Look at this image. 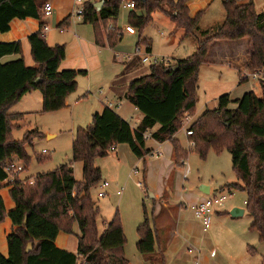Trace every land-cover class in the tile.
Listing matches in <instances>:
<instances>
[{
  "label": "trees",
  "instance_id": "obj_1",
  "mask_svg": "<svg viewBox=\"0 0 264 264\" xmlns=\"http://www.w3.org/2000/svg\"><path fill=\"white\" fill-rule=\"evenodd\" d=\"M98 11L94 4L83 6L82 22L94 28L96 43H100L99 24H110V47H114L123 36L114 23L119 17L122 4L127 0H103ZM136 10L147 15L131 13V26L142 31L155 12H161L185 38L195 36L200 28L201 14L190 16L187 3L190 0H131ZM45 0H0V33H8L14 20L44 19ZM246 2V3H244ZM244 3V4H243ZM226 20L218 28L207 30L197 38L196 52L187 59L175 63L150 65L147 75L131 81L125 94L136 109L143 114V120L136 130L110 108L93 116L88 128L79 127L73 141L72 163L84 164V181L78 182L73 166L65 165L54 172L42 174L30 180H21L18 175L9 181L6 168L15 158L30 161L26 146L31 145L27 135L22 141L12 138L14 122L23 120V114H10V110L21 99L33 91L43 96L42 113L58 112L66 107V99L78 89V78L86 71L61 70L67 57L65 45L50 47L43 32L28 38L35 66H26L21 42L0 43V192L10 188V197L15 204L7 211L0 194V224L10 219L13 231L7 238L8 257L0 251V264H128L125 256L127 238L119 213H116L103 235L97 225L99 209L91 196V190L100 183L101 172L94 167L96 157H106L119 145H128L139 160L151 155L144 138L148 131L159 129L152 138L158 143L169 142L173 147L176 164L187 160L188 152L176 137L181 129V118L188 112L195 115L200 67L206 63L207 55L216 42L249 40L250 66L254 71L264 72V16L256 12L255 5L247 0H225L223 3ZM134 11V10H133ZM71 16L58 28L69 27ZM114 23V25H112ZM117 37V41L114 36ZM147 54L152 53L150 39L139 42ZM8 56H20L8 63L1 60ZM136 66H139L134 61ZM178 67L176 72L173 68ZM125 76V75H124ZM241 83L242 76L240 73ZM40 79L39 83H36ZM248 81V80H246ZM260 95L254 91L240 100L231 101L230 95L218 100L215 110H207L193 123L191 130L193 152L206 160L209 151L220 155L227 151L232 156L233 170L239 183L230 185L247 194L246 212L254 222L249 232L259 235L264 244V77L259 82ZM235 110H230L231 104ZM38 137L42 134L38 132ZM37 137V138H38ZM184 162V161H183ZM79 227L76 254L58 249L55 245L59 233L74 235V225ZM137 251L144 256L153 254L156 234L145 211L144 222L138 230ZM32 245L31 249L29 246ZM251 254L257 251L248 247Z\"/></svg>",
  "mask_w": 264,
  "mask_h": 264
},
{
  "label": "rangeland",
  "instance_id": "obj_2",
  "mask_svg": "<svg viewBox=\"0 0 264 264\" xmlns=\"http://www.w3.org/2000/svg\"><path fill=\"white\" fill-rule=\"evenodd\" d=\"M93 1L91 0L92 4ZM101 1L98 0L96 3ZM222 1L217 0L215 3L212 9L214 14L219 8L222 9ZM249 1L255 5L256 12L264 16V0H247ZM77 9L78 7L73 8L69 15H72L71 25L64 33H61L57 26L53 28L49 26L51 29L46 35L53 47L67 45L69 41H72L73 33L76 32L85 39L92 36L93 26L80 23L81 20L76 15ZM132 12H136L137 16L147 15L144 10L131 11L122 7L114 23L117 30H123V37L112 47L111 54L106 53L103 56V61H106L107 65L105 64L102 70L89 74L87 77L78 78L76 94L82 93L88 97L87 102L80 107L81 109L72 111L66 108L59 112L42 113L43 105L40 100L42 93L38 91L27 95L24 101L12 109L13 114L25 113L23 120L14 122L19 128L13 130L11 135L13 140L22 141L27 135L28 141L31 142V145L26 146V152L31 160L28 162L19 158L14 160L15 163L25 168L18 178L30 180L28 184H31L39 175L48 174L62 166L72 164L76 181L83 182L84 164L72 163V149L77 129L79 127L88 128L92 123L93 116L91 115L93 114L88 110L91 104L87 103H98L100 91L107 93L109 83L123 71V63L129 58L132 60L136 58L138 44L141 40H151L152 53L150 56L175 63L191 57L196 52V39L201 38V33L212 29L200 27L195 33L197 38L195 36L185 38L183 30L178 29L161 12H155L152 15V21L142 31L135 28L136 35L130 36L125 33V27L131 26ZM98 31L100 43L105 46L111 37L110 24L100 23ZM117 37L114 36L116 41ZM140 48L141 55H147L145 48L143 46ZM246 51V42H233L213 47L211 51L213 63L203 64L199 70L197 103L195 115H192L194 122L207 110L217 109L218 100L223 95H230L232 101H237L249 92L258 93L260 91L259 85H256L253 80L246 81L242 77L243 83H241L237 69L225 63L227 58L235 61L244 59ZM114 56L118 57L115 59ZM86 57L82 56L84 61L88 60ZM134 61L138 63L139 71L130 79H136L149 73L150 65L143 64L142 57ZM244 72H240L241 76ZM236 106L233 103L230 108L235 109ZM134 121L132 123H135ZM38 132L42 134V137H38ZM50 136L54 138L50 139ZM177 138L189 154L187 160H183L184 164L183 161L176 164L174 156L170 157L167 151L163 153V156L150 155L146 157L147 160H139L130 149L120 146H117L119 149L117 153L119 152L120 157L114 152L115 150H111L108 156L95 158L94 167L100 170L102 178L100 183L91 190V196L99 209L97 225L100 233L104 232L107 223L111 222L116 213H119L127 238L125 250L132 259L140 240L137 230L144 222L145 211L150 224L154 225L153 216L159 208V202H156V197L152 198V195L166 191L167 185L172 180L176 196L174 205L176 206V201L183 199L188 202L190 195H200L201 187L206 186L211 188V197L226 196L227 200L221 208V214L216 213L212 216V224L207 231H204L200 223L195 220L193 210L188 209L183 212L184 223L188 225L190 231H187L188 238L182 236L181 242L174 247L178 251V256L189 254L188 251H195V253L199 252L197 254H199L200 264H264V244L260 245L257 233L249 232V227L254 222L253 218L248 212L237 218L230 215L234 209L245 211L247 199L245 192L230 187L232 184L239 183L238 176L233 170L231 154L224 151L218 155L211 150L206 160H203L196 152H193V148L190 149L191 140L184 130L178 132ZM136 170L138 174L135 175ZM144 174L149 176L147 185ZM105 182H108L110 186L105 190L106 196L99 198V193L102 192L100 188ZM139 182L142 183V188L138 187ZM79 233V227L76 224L74 235H72L75 243H78ZM248 245L258 250V254L251 255ZM70 248L74 249L72 244ZM213 252L214 257H212ZM189 264L196 263L192 260Z\"/></svg>",
  "mask_w": 264,
  "mask_h": 264
},
{
  "label": "crops",
  "instance_id": "obj_3",
  "mask_svg": "<svg viewBox=\"0 0 264 264\" xmlns=\"http://www.w3.org/2000/svg\"><path fill=\"white\" fill-rule=\"evenodd\" d=\"M97 1L98 0H94L93 4H96ZM224 1L225 0L222 1V9L219 8L215 14L212 9L215 3L217 2V0H190L187 3V6L190 11V16L192 18H195L201 14L198 23L199 28L203 27L205 29H210V28L215 29L220 27L226 20V12L223 6ZM48 2H52L54 6V11L51 17L49 18L44 17L42 21H38L34 19H27L24 21L14 20L11 23V29L8 33H0V43H13V42L22 43V49H23L22 56L26 66L28 67L35 66V63L31 55V48L28 43L29 36L38 33L41 30V26L43 25V32L46 38V42L50 47H53V45L49 42L46 33L49 32L50 29L53 28L54 26L58 27L65 19L69 17L73 8L76 7L75 0H48ZM87 2H91V0H83V6ZM80 23L85 25L82 21H80ZM45 27H48L49 30L44 31ZM69 27H65L63 29L58 28V29L60 30L61 33H64L66 30L69 29ZM79 33L81 32L79 31ZM128 35L135 36L136 34L134 35L128 34ZM71 40H72L71 42L69 41V43L65 45L67 48V57L66 60L61 65V70L86 71L87 75L83 77H87L89 74L102 70L105 67V64L107 65V62L103 61V56L106 55V53L111 54L113 52L112 47L109 46L108 42L104 47L98 46L96 43L94 31L89 39L80 37L78 32L73 33ZM233 42H246L247 44L246 56L244 57V59L241 58L236 61L234 59L227 58L225 63L236 68L237 71L239 72V75L240 72L242 71L245 72L252 71L250 66V58L248 54L249 41L247 39L232 41V42L222 41V42L214 43L207 55L205 64L213 63L211 59V51L213 47L222 44H230ZM82 56H87L86 58H88V60L84 61ZM114 57L116 59L118 56L117 57L114 56ZM19 58L20 56H8V57H4L1 60V62L5 64L11 61H15ZM135 59L132 60L131 58H129L126 62L123 63V71L119 75H117L111 83H109L107 93L104 94L103 91H100L102 92V94H98L99 96L98 103L96 102L87 103V104H91V107H88L89 113L91 112V114H93L91 116H94L95 114H101L105 108H110L111 110L116 112L123 120L128 122L133 130H136L138 128L144 116L125 98L128 85L131 81L134 80V79H130V77L135 75V73L139 71L138 70L139 67L134 64ZM256 85L259 84L256 83ZM77 91L74 94L67 97L66 107L64 109L69 108L72 111L73 110L76 111L77 109H81L80 107L87 102L88 99L87 95H82V93L76 94ZM35 92L37 91H33L31 93H28L27 95H32V93ZM260 92H261V88L258 93ZM27 95H25L21 99V101H24ZM40 100L42 101V105H43V96L42 98H40ZM106 101L111 104V107L107 105ZM16 105L13 108H15ZM12 109L10 110V114H13L11 112ZM229 109L235 110V109H231L230 106ZM23 115H25V113H23ZM133 121L135 123H132ZM158 129L159 127L157 126L156 128L147 132L148 139H146V148L151 152H160L162 156L163 153L167 151L168 155L173 158L174 156L173 147L169 142L158 143L152 138L153 134ZM49 138L52 139L54 137L50 136ZM119 146L124 147V149L126 148L130 149L128 148L129 146L125 144ZM113 150H115L114 152L116 153L117 151H119L117 146ZM124 151L127 152V150ZM117 156L120 157L119 152L117 153ZM145 159L147 160L148 158ZM144 179L147 185V181L149 182V176L147 177L146 174H144ZM171 182L172 180H170L169 184L167 185L166 191L162 192L161 194L154 195V197H156V202L157 201L159 202V208L157 209V211H155V215L153 216L154 225H151L152 229L155 231L156 234L155 252L153 254L144 256L141 255L138 251H136V253L132 256L131 259L125 250V256L126 259L128 260V264H182V263L189 264L190 262H192V260L193 263L200 264L199 254H197L199 252L195 253V251H191V252L188 251L189 254L178 256L177 254L178 251H176L174 247L181 242L180 238H182V236L188 238L187 231H190L188 225L184 223L185 217L183 215V212L187 211L188 209L192 210V208L196 206L198 203L211 197V188H209L210 194L208 196L203 194L202 192H200V195H190L188 198L189 200L188 202H185L183 199H179V201H176V206H175L174 204H175L176 196H175V191L173 190V184ZM9 192H10V188H5L0 193L4 200L6 210L8 212L12 211L15 208V204L12 201ZM218 213L221 214V212ZM244 214H246V210L244 211ZM108 223H110V221ZM106 229L107 228H105L104 232L106 231ZM12 231H13V226L10 219H6L4 223L0 224V251L5 257H8L7 238L12 233ZM104 232L100 233L99 231L100 235H103ZM71 244L73 245L74 249L70 248ZM55 245L58 249L67 250L75 254L78 249V243H75V239L72 238V235H68L64 232L59 233ZM260 245L263 244L260 243ZM249 246L250 245H248V247ZM31 247L32 245L29 246V249H31ZM256 251L258 254L259 251L258 250Z\"/></svg>",
  "mask_w": 264,
  "mask_h": 264
},
{
  "label": "built area",
  "instance_id": "obj_4",
  "mask_svg": "<svg viewBox=\"0 0 264 264\" xmlns=\"http://www.w3.org/2000/svg\"><path fill=\"white\" fill-rule=\"evenodd\" d=\"M75 4H76V7H78V9L76 10V15H77L78 19L82 21L83 0H75ZM122 7H124V9L131 10V11L135 10V8H136L135 3L131 0L125 1L122 4ZM53 11H54V6H53L52 2H47L45 4L44 10H43L44 17L45 18L51 17L53 14ZM48 30H49L48 27L44 28V31H48ZM111 30H114V28L112 26H110V31ZM125 33L134 35V34H136V31L132 26L128 25L125 27ZM136 57H142V63L143 64H149V65H157L160 63L168 62L167 59L153 58L152 56H150V54H147L145 56L141 55V48H137ZM242 77L244 80H248V81L253 80V81H255V83L259 84L260 80L264 77V72L252 70L249 72H244ZM100 94H102V92H100ZM106 103L108 106L111 107L110 103H108L107 101H106ZM193 120H194V118L188 112L184 113L183 118L181 120V129L180 130H184L189 139H190V137L193 136V132L191 130V127L194 123ZM144 138H145V140L148 139L147 134H145ZM190 145H191L190 149L194 148V143L192 141H190ZM151 155L152 156H154V155L160 156L162 154L160 152H152ZM183 164H184V162H183ZM24 169H25L24 166H20V165H18V163L13 162L12 164H10L6 168V172L10 175V178H11V180H9V181L13 182L15 179V176L22 173L24 171ZM134 174L135 175L138 174V171L136 170L134 172ZM31 184H33V182ZM137 185L139 188H142V183L139 182V183H137ZM109 186L110 185L108 182H105L103 184V186L100 188L102 190V192L99 193V198H103L106 196L105 190ZM226 200H227L226 196L209 197V198L201 201L200 203H198L196 206H194L192 208L195 220H197L202 225L204 231H207L210 228V226L212 224V216L221 211V208L224 206V203L226 202ZM214 256H215V253L213 252L212 257H214Z\"/></svg>",
  "mask_w": 264,
  "mask_h": 264
},
{
  "label": "water",
  "instance_id": "obj_5",
  "mask_svg": "<svg viewBox=\"0 0 264 264\" xmlns=\"http://www.w3.org/2000/svg\"><path fill=\"white\" fill-rule=\"evenodd\" d=\"M103 6H104V1H103V0H102L101 2H99V3L94 4V7H95L98 11H100V10L102 9ZM177 70H178V67L173 68V72H176ZM40 81H41V80L38 79L36 83H39ZM200 190H201V192H202L203 194H205V195H207V196L210 194V189H209V187L202 186ZM153 197H154V196L152 195V198H153ZM230 215H231L232 217H234V218L241 217V216L244 215V210L234 209V210H232V211L230 212Z\"/></svg>",
  "mask_w": 264,
  "mask_h": 264
}]
</instances>
